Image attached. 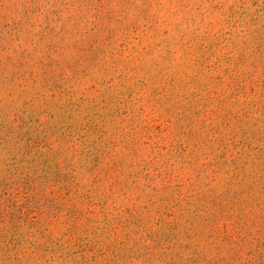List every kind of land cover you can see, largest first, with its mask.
I'll use <instances>...</instances> for the list:
<instances>
[{
  "label": "rangeland",
  "instance_id": "374dc122",
  "mask_svg": "<svg viewBox=\"0 0 264 264\" xmlns=\"http://www.w3.org/2000/svg\"><path fill=\"white\" fill-rule=\"evenodd\" d=\"M0 264H264V0H0Z\"/></svg>",
  "mask_w": 264,
  "mask_h": 264
}]
</instances>
